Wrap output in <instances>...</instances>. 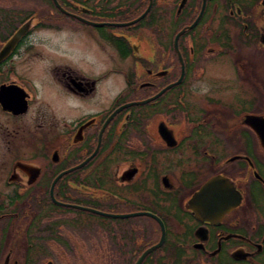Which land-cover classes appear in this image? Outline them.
I'll list each match as a JSON object with an SVG mask.
<instances>
[{"label":"flooded vegetation","instance_id":"flooded-vegetation-1","mask_svg":"<svg viewBox=\"0 0 264 264\" xmlns=\"http://www.w3.org/2000/svg\"><path fill=\"white\" fill-rule=\"evenodd\" d=\"M0 264H264V0H0Z\"/></svg>","mask_w":264,"mask_h":264},{"label":"water","instance_id":"water-1","mask_svg":"<svg viewBox=\"0 0 264 264\" xmlns=\"http://www.w3.org/2000/svg\"><path fill=\"white\" fill-rule=\"evenodd\" d=\"M26 31V25H22L20 28H18V30L16 31V34H15V38H13L12 40H14V39H18L19 38V36L21 35V34H23L24 32Z\"/></svg>","mask_w":264,"mask_h":264},{"label":"rangeland","instance_id":"rangeland-1","mask_svg":"<svg viewBox=\"0 0 264 264\" xmlns=\"http://www.w3.org/2000/svg\"><path fill=\"white\" fill-rule=\"evenodd\" d=\"M37 3H38V1H37ZM33 9H35L36 7H32Z\"/></svg>","mask_w":264,"mask_h":264}]
</instances>
